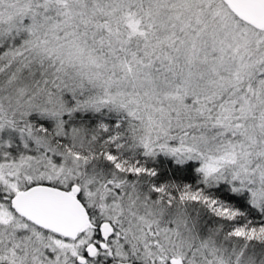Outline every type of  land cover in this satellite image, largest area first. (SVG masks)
Listing matches in <instances>:
<instances>
[{"label": "snow or ice", "instance_id": "snow-or-ice-1", "mask_svg": "<svg viewBox=\"0 0 264 264\" xmlns=\"http://www.w3.org/2000/svg\"><path fill=\"white\" fill-rule=\"evenodd\" d=\"M0 264H264V0H0Z\"/></svg>", "mask_w": 264, "mask_h": 264}]
</instances>
